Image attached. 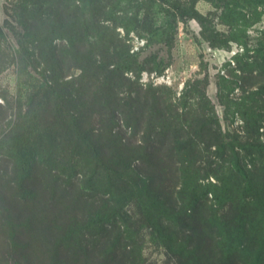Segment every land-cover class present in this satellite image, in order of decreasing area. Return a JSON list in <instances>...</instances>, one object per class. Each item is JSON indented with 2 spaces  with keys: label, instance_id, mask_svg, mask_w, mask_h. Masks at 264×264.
<instances>
[{
  "label": "rangeland",
  "instance_id": "374dc122",
  "mask_svg": "<svg viewBox=\"0 0 264 264\" xmlns=\"http://www.w3.org/2000/svg\"><path fill=\"white\" fill-rule=\"evenodd\" d=\"M0 264H264V0H0Z\"/></svg>",
  "mask_w": 264,
  "mask_h": 264
}]
</instances>
